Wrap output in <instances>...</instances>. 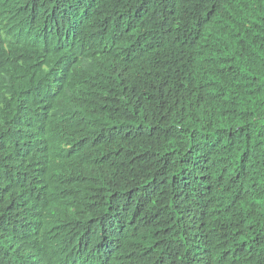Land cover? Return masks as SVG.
I'll use <instances>...</instances> for the list:
<instances>
[{
	"label": "trees",
	"instance_id": "16d2710c",
	"mask_svg": "<svg viewBox=\"0 0 264 264\" xmlns=\"http://www.w3.org/2000/svg\"><path fill=\"white\" fill-rule=\"evenodd\" d=\"M0 264H264V0H0Z\"/></svg>",
	"mask_w": 264,
	"mask_h": 264
}]
</instances>
